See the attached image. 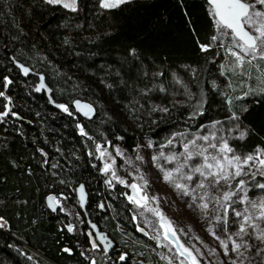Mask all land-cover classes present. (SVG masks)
<instances>
[{"label": "trees", "instance_id": "16d2710c", "mask_svg": "<svg viewBox=\"0 0 264 264\" xmlns=\"http://www.w3.org/2000/svg\"><path fill=\"white\" fill-rule=\"evenodd\" d=\"M216 33L206 0H129L114 8L78 0L75 10L47 0H0V218L7 222L0 229V264H86L93 248L76 203L81 183L86 212L125 257L119 264H176L139 230L131 179L123 183L104 171L102 153L118 145L134 157L142 143H151L169 156L180 148L174 137L209 129L222 132L235 154L264 149V59L245 61V74L239 72L231 52L215 43ZM12 58L44 75L64 114L34 90L37 77L24 78ZM76 99L93 104L91 119L75 113ZM244 171L248 175L229 180L231 200H223L224 192L203 199V210H217L194 218L189 235L175 228L187 247L199 248V264H211L206 248L223 264H264L259 231L246 226L241 240L232 229L237 200L264 183L257 163ZM53 195L61 201L55 214L46 208ZM154 196L147 193L149 206ZM163 207L167 215L177 212ZM233 241L242 245L238 251ZM100 261L110 264L113 257Z\"/></svg>", "mask_w": 264, "mask_h": 264}, {"label": "rangeland", "instance_id": "374dc122", "mask_svg": "<svg viewBox=\"0 0 264 264\" xmlns=\"http://www.w3.org/2000/svg\"><path fill=\"white\" fill-rule=\"evenodd\" d=\"M67 3L69 5L74 6L76 9L78 6V0H60L59 3L55 4H60L61 6L64 7V4ZM103 3V0H101V5ZM67 9L73 10V7H65ZM217 24V23H216ZM238 41L234 40L233 35L231 34L230 31H228L225 28H219L217 25V33L215 36V43H217L220 47H222L226 51H237L239 52L240 49L236 47V43ZM230 51V52H231ZM260 58V55L257 54L255 58H252L251 55L245 56V61H252L253 59H258ZM234 64L236 65L237 69L239 72L244 73V66L240 67L236 64V57H234ZM261 75L264 74V70L260 73ZM209 136V141H203V140H196L197 137H202V136ZM212 136H215L216 139L213 140ZM175 141L179 142L180 148L176 152V155L178 159L173 162H168L161 158L158 162H153L152 157L159 156L162 149L160 148H154L151 143H142L140 148L137 150L136 156H131L124 148L118 146V145H113L112 150L111 149H104L102 153V161H103V169L105 171V165H109V170L106 171L108 173H111V177L114 179H118L122 181L123 183H128L127 177L131 179V183L129 184L132 186L133 184L137 185V189H133V195L134 199L139 201V204L135 203V213L138 216V220L140 225V228L145 229L155 240L156 243L160 249L161 252L164 253V255L167 257V259L171 260L172 262L176 264H186L182 258H180V255L177 250L174 247V244L170 240H165L164 239V231L165 229L161 226L162 223H165L164 221H161L160 216L157 215L158 213H162L164 217H166L167 221H171L172 223V228H179L183 229L184 231H181L183 234L190 233L192 230V220L194 218H197L198 216H205L203 214L212 216L213 213L217 210V208L211 209L210 210H203L201 207L202 204V199L200 198L201 196H204L205 193L210 196L214 195H220V193L226 192V189L228 187V183L221 181V184L214 187L210 188L208 187V182L206 181V187L203 189L197 188L196 184L202 180V177H199L198 174L194 175V179L192 181H187L183 180L180 178L177 179L178 182L169 183L166 182L167 184L162 185L163 182H161L159 177H155V173H161V176L163 177L164 172L160 170V168L157 167V164H159L164 171H171L175 176L181 175V173H178L176 171L177 167L179 166L180 163L184 162V157L181 156L180 154L184 152V144H189V149L190 151H198L199 146H204L206 147L209 143H216L218 147L223 143L225 138L223 137L222 132L216 130V129H209V132L204 133V134H197L193 135L191 133H184V134H179L178 137H174ZM196 140V145L197 147H193L191 145V141ZM206 154H215V155H221L216 149L209 148L208 153ZM229 156L232 155V153L228 154ZM238 155V154H237ZM242 158L247 155H240ZM255 156H259L261 159H264V149H261L260 151H257ZM139 157V158H138ZM142 158V159H140ZM203 162L202 157H194L193 160L187 161L188 165H196L199 166ZM256 163L250 164L248 167H253L255 166ZM121 171V175L116 173ZM229 171H234V169H229ZM182 172L184 174L190 173L191 170L189 167H185L182 169ZM118 174V175H117ZM192 174V173H191ZM143 177V179H141ZM161 178V177H160ZM174 179V177H173ZM174 183H180L184 184L188 188V195H184L183 191L181 189L175 188L173 185ZM166 186V187H165ZM173 189L176 194L170 189ZM171 190L178 198L182 197L185 199L184 203L187 204V206L181 207L179 206L171 196V193L167 190ZM247 189L244 191L243 195L241 198H239L237 201V206L234 208L233 211V218H232V225H233V231L236 233L239 231V226L243 222V216H236V212H241L244 215H247L249 213H252L254 215H259V209H252L248 203L249 200L251 201H257L259 202L260 200H264V189L258 190L257 192H254L252 194H247ZM147 193H153L155 196L152 198H156V201L153 203L151 202V206L147 204ZM141 197H147V200L141 199ZM195 198V199H194ZM134 200V201H135ZM155 200V199H154ZM180 200V199H179ZM182 202V200H180ZM189 202V203H188ZM57 205L61 204V201H58L56 199ZM162 203V206L160 205ZM165 203V206L167 207H172L174 211H177L175 214L167 215L165 214V210L163 205ZM153 204V205H152ZM140 205H144L141 207ZM146 205V207H145ZM148 206V207H147ZM150 209H155L154 211H151ZM63 211L66 209L62 205ZM247 210V211H245ZM167 211V210H166ZM169 211V210H168ZM153 213V214H151ZM2 219V218H0ZM5 222V226L3 224H0L1 229H6L7 227V222L2 219ZM256 224L259 225L258 228H256L259 233L261 229H264V220H256ZM3 226V227H2ZM189 231V232H188ZM187 232V233H185ZM192 233L190 234V237H188L192 243L194 244V241L192 240ZM175 238L177 239L179 244L184 245L185 248H188L189 251L192 252V255L195 256L197 260V245H193V248L187 247L182 241V239L179 237V235L176 233ZM197 244H201L197 242ZM207 250V256L210 259L211 264H223L221 262V258L217 256V254H214L213 252H209L208 248ZM196 251V252H195ZM213 251V250H212ZM210 255H212V258H210ZM183 257V256H182ZM198 261V260H197ZM187 264H192L191 259H187ZM199 264V262H198Z\"/></svg>", "mask_w": 264, "mask_h": 264}, {"label": "snow or ice", "instance_id": "6c2138e0", "mask_svg": "<svg viewBox=\"0 0 264 264\" xmlns=\"http://www.w3.org/2000/svg\"><path fill=\"white\" fill-rule=\"evenodd\" d=\"M48 3H59L60 0H47ZM129 0H103L102 7L105 8H114L118 7L120 4L127 3ZM210 5L212 6V14L217 18L216 23L219 28L230 29L231 33L234 34V40L238 41L236 43V47L240 49L239 52L231 51V54L236 57V64L240 67L243 66L245 62V56L251 55L252 58H255L257 54L260 55L261 59H264V0H209ZM73 7L67 3L64 4V7ZM202 50L206 51L207 47L202 46ZM249 63L251 61H248ZM25 74H27L28 69H24ZM10 83V81H8ZM4 95V93L0 92V96ZM66 110V109H65ZM2 115L7 116L8 113L5 112ZM233 119H239L235 115ZM246 133L242 132L240 138H244ZM209 136L197 137L196 140L209 141ZM212 139L215 140L216 137L212 136ZM196 140H192L190 143L193 147H197ZM172 143L171 140L168 142ZM216 149L221 155L215 154H206L208 153V149ZM260 151V150H258ZM232 153L231 156L228 154ZM184 157V162L180 163L177 167L176 171L181 173L180 178L187 181H192L194 179V175L198 174L199 177L203 179L200 180L196 187L203 189L206 187L205 182H208V187L214 188L221 184V181L227 182L230 179H235L236 177H241L248 175L247 172L244 171L245 167L250 164L257 163L259 168L264 169V159H261L259 156L247 155L243 158L240 155L234 153V150L229 146L227 140H224L223 143L218 147L216 143H209L206 147L199 146L198 151H190L189 144H184V152L180 154ZM194 157H202L203 162L199 165H188L187 161H191ZM139 158V157H138ZM161 158L168 162H173L178 159L176 155L165 156L163 152L160 153L159 156H153V162H158ZM142 159V158H140ZM109 165H105V171L109 170ZM157 167L160 168L162 172H164L163 179L166 182L173 183V173L171 171H164V169L157 164ZM185 167H189L192 174H184L182 169ZM229 169H234V171H229ZM264 175V172L260 173ZM143 179V177H141ZM244 180H239L238 184L240 187L244 185ZM177 189H181L184 195H188V188L184 184L174 183L173 185ZM259 188L264 189V183H260L257 185ZM133 189H137V185L133 184L131 186ZM83 191V188H81ZM235 195L234 192H224L223 200L228 201L231 200L232 196ZM207 196H201L200 198L203 200ZM52 199L51 197L49 198ZM130 199H133L130 197ZM141 199L147 200V197H141ZM195 199V198H194ZM139 204L138 200L134 201ZM250 207L252 209H259V215H254L249 213L247 215L242 214L241 212H236V216H243V222L239 226V231L236 233L237 236L243 240V236L247 235V227L258 228L259 225L255 223L256 220H264V200L257 201H248ZM143 207L144 205H140ZM202 208L207 209L208 204L204 203L201 205ZM151 211H156L155 209H150ZM247 211V210H245ZM160 216L162 223V227L165 229L164 231V239L170 240V237L176 236V230L172 228L171 221H167L166 217L162 213H158ZM219 219V218H218ZM247 226V227H246ZM72 231L71 228L68 229ZM258 239L264 240V229H261L260 235L257 237ZM231 239V237H229ZM221 244L225 249V254L228 252V244L227 242L221 240ZM178 250H180V255H186V258H190L192 264H198L195 256L192 255V252L189 251L188 248H185L184 245L176 244ZM240 243H236L233 241L232 251H238L241 248ZM68 251V249H65ZM121 260L125 259L124 256L120 257ZM183 264V262H181Z\"/></svg>", "mask_w": 264, "mask_h": 264}, {"label": "water", "instance_id": "95a60500", "mask_svg": "<svg viewBox=\"0 0 264 264\" xmlns=\"http://www.w3.org/2000/svg\"><path fill=\"white\" fill-rule=\"evenodd\" d=\"M206 1H207L208 6L212 10V6L210 5L209 0H206ZM213 17L216 21L217 18L214 15H213ZM227 30L231 32L230 29H227ZM232 35L234 37V34H232ZM12 61H13V65L19 69L21 75L24 78L29 77L31 75H35L37 77V81H36L35 88H34V90L36 92H42L43 91L46 94V96H47V98H48V100H49V102L53 108L60 111L62 114H64L66 112L65 108H63L61 106V104L53 101V99L50 95V90H49V88L45 82V78H44V75L42 73H37V72L33 71L28 65H25V64L15 60L14 58H12ZM25 68L28 69L27 74H25V72H24ZM72 107H73L76 114H78L80 117L87 119V120L91 119L95 114V108H94L93 104L88 102V101L76 99L73 101ZM13 117H14V119H16L18 121H23L24 123H29V121L27 119L21 118L18 114H14ZM81 188H83V191H81ZM75 193H76V198L78 201L79 208L81 209V211L83 213L86 214L85 211H86V206L88 204V199H87L86 190H85L84 185L82 183L76 187ZM50 197L52 198L51 200L49 199ZM46 208L51 214H55L57 212L58 205L56 203V197L54 195L48 196L46 198ZM87 222H88L89 227L94 231V233L96 235L100 236L103 239H106L104 237L105 232L99 231V229H98V227L94 221H91L89 218H87ZM139 230L141 232H143L142 228H139ZM108 241H109V245H111L110 240H108ZM170 241L173 242L175 249L180 254V250H178V248L176 246V244L178 242L177 239L175 237H170ZM184 257L186 258V255H184ZM186 259H189V258H186Z\"/></svg>", "mask_w": 264, "mask_h": 264}, {"label": "flooded vegetation", "instance_id": "af4514ba", "mask_svg": "<svg viewBox=\"0 0 264 264\" xmlns=\"http://www.w3.org/2000/svg\"><path fill=\"white\" fill-rule=\"evenodd\" d=\"M124 186H125V184H124ZM87 199H88V195H87ZM76 203L78 205L77 198H76ZM80 212L85 216V222H86L87 225H88L87 218H89L91 221H93L92 218L88 215V213L86 211H85L86 214L83 213L81 211V209H80ZM89 229L90 228L86 229L88 231L87 238H88V243L93 248V250L91 249L89 254L87 253L88 257H87V255H85V258H86V261H87L86 264H103L100 261V259H102V258L103 259H107L109 256L113 257V262L112 263H110L111 261H108L110 264H119L120 260H121L120 256L122 254V252H120V248L114 242H112L110 239L109 240H110V244L111 245H109V241L107 239H103V238H101L98 235L96 236V234H94L93 232L89 233ZM98 249L99 250L102 249L103 252L99 253ZM118 252H120L119 255H118ZM106 254L108 256L105 257Z\"/></svg>", "mask_w": 264, "mask_h": 264}, {"label": "bare ground", "instance_id": "6f19581e", "mask_svg": "<svg viewBox=\"0 0 264 264\" xmlns=\"http://www.w3.org/2000/svg\"><path fill=\"white\" fill-rule=\"evenodd\" d=\"M3 226H5V225L3 224ZM3 226H2V227H3Z\"/></svg>", "mask_w": 264, "mask_h": 264}]
</instances>
